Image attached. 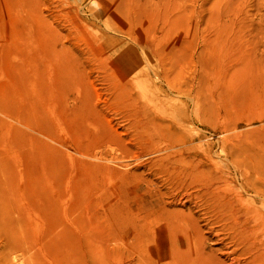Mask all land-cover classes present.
Listing matches in <instances>:
<instances>
[{"label": "rangeland", "instance_id": "1", "mask_svg": "<svg viewBox=\"0 0 264 264\" xmlns=\"http://www.w3.org/2000/svg\"><path fill=\"white\" fill-rule=\"evenodd\" d=\"M0 119V264L224 260L195 186L264 237V0H0Z\"/></svg>", "mask_w": 264, "mask_h": 264}, {"label": "bare ground", "instance_id": "2", "mask_svg": "<svg viewBox=\"0 0 264 264\" xmlns=\"http://www.w3.org/2000/svg\"><path fill=\"white\" fill-rule=\"evenodd\" d=\"M1 122H3L2 119H0ZM177 169L179 170L180 175L189 176L191 174V170L185 166L184 164L179 163V165H176ZM175 166V169H176ZM171 173H174L173 168L170 171ZM193 172L196 173L192 177H199L204 173V168L199 169L198 166L193 167ZM186 181V180H183ZM198 180L190 181V184L194 186V184L197 185ZM189 183L187 185L180 186L182 193L184 195L191 194L193 192H188V190L191 186ZM201 184V183H198ZM182 185V184H181ZM2 184L0 183V240H4V236L6 234L5 232V206H4V200L2 197ZM197 188L196 197L199 199L205 198L210 203H203L201 204V208H209L212 210L210 213L208 211H205L204 213L208 216V219L213 224L216 219H222L224 221H232L233 223L230 224V229L236 231L233 234L234 237L241 236V239L237 240L238 246L236 247V242L234 243V246L236 248H232V244L230 242H224L225 237H223L219 232V234H215L217 237L219 243H221L220 248L218 249L219 253L224 256V260L227 261V264H264V237L260 235L262 231H259L258 227L255 226V220L253 217L250 219L247 218L245 221L240 222L228 208V199H226V194L223 192L225 190H228V187L226 185L224 186H212V184H209V187H198ZM227 192V191H226ZM213 200V201H212ZM212 201V202H211ZM253 210V209H252ZM252 214H256L254 211H252ZM214 213L216 215H214ZM204 214V215H205ZM205 215V216H206ZM206 216V219H207ZM215 216V217H214ZM240 217V216H238ZM182 223L183 227L186 228L185 230L190 227L189 221L186 222V220H183ZM252 221L253 224L251 227H248L246 224ZM194 224V223H193ZM192 225V224H191ZM193 226V225H192ZM243 228L247 230H243ZM213 229V228H212ZM242 230L239 232V230ZM212 231V230H210ZM259 231V232H257ZM215 233V232H214ZM194 230H189V234L182 232L179 242L175 244V247H171L170 249V256L171 258L166 261L167 264H213L214 261L217 263L224 264V260L222 259H216L213 261V263H208V259L202 251L201 243L199 241L198 237ZM229 237V236H228ZM232 237V236H231ZM230 237V238H231ZM260 244V246H256ZM249 254L248 256H245ZM1 257V253H0ZM179 261V262H178ZM175 262V263H174Z\"/></svg>", "mask_w": 264, "mask_h": 264}]
</instances>
